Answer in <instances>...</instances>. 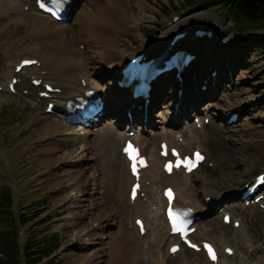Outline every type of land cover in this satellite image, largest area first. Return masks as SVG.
<instances>
[{
    "label": "rangeland",
    "instance_id": "374dc122",
    "mask_svg": "<svg viewBox=\"0 0 264 264\" xmlns=\"http://www.w3.org/2000/svg\"><path fill=\"white\" fill-rule=\"evenodd\" d=\"M135 1L122 0V4L126 7L130 5L131 10L136 13L138 7ZM146 1L149 5H146L145 14L149 17V21H137L134 24L135 27L130 28L129 32L122 33L117 50L130 54L131 50L143 49L161 37L168 20L173 15L180 16L199 11H201L200 16L192 22L194 25L207 27L213 23L211 21H214L218 24L217 31L222 32L219 36L223 38L224 34L232 33L236 36L235 39H239L234 47L223 48L222 54L214 59L217 64L220 63V57L224 60L220 73L222 84L219 86L224 89L218 88L217 94L212 96L211 87L206 86L203 90L205 98L198 103L197 109L189 105L186 106V110L190 116L195 114L201 116L205 114V108L210 103L217 104L216 110L219 112L229 105L246 103V106L242 110H234L238 111L239 115L231 123H225L226 116H215L214 124L229 125L218 134V142L221 146L214 147L209 143L207 153L200 145L206 154V162L186 180L194 188L193 191L190 190L191 195L201 200L202 195L199 189L201 178L206 171H213L209 176L211 183L216 180L221 183L222 191L229 192V195L225 192L218 196V199L222 198L220 207L224 206V210L230 212L232 218L241 219L243 235L248 238L252 246L258 247L252 252L248 251L240 241L241 233L237 232L231 224L222 223L221 213L216 205L214 209L199 215L196 225L206 234L205 237L223 239L237 248L236 254L233 257H227L224 264H264V209L246 206L239 200L243 181L260 170L264 171V54L258 48L261 45L260 41L264 38V30L252 31L241 36L219 7H202L197 3L189 5L186 0ZM86 5L88 6L87 0H78L69 21L53 22L49 25L55 29L45 32L33 27L32 17L21 9L18 0H0V81L9 78L12 73V64L19 58L23 56L40 58L41 54L50 58L52 47H71L75 57L81 60L88 43L85 44V41L77 36L76 31L79 26H76V19ZM133 21L134 19L132 24ZM189 30L191 31L192 28ZM227 50L231 52L229 56ZM206 52V50L198 51V62L206 61L204 59ZM238 56L239 61H237ZM228 59L232 65V71L226 75L228 69L225 65ZM96 60V55L89 52L87 61L92 62L88 63L91 66L88 70H93V67L98 65ZM100 66L98 65L99 69H101ZM110 78L111 76L105 75L99 79V82L107 85ZM200 84L197 86L200 87ZM233 85L238 88H234ZM38 103L30 95H13L6 90L0 91V115L7 110L11 114L13 112L18 114L9 125L0 126V188L3 185L11 187L12 183H16V188H13L15 201L19 203L18 208L21 207L24 212L31 210L30 207L33 205V208H37L31 198L35 196L33 200L39 197L45 198L42 207H38V210H42L38 219L46 221L41 225L42 227L58 233L61 245L55 259L60 260L61 264H113L116 258L110 253L111 248L114 251L112 246L115 237L121 228L130 232L134 215L128 217L129 215L121 214L119 211L111 214L120 207L118 203L109 206L111 202L107 191V181L105 177H102L106 173L99 163L96 151L87 148L88 150L81 156L80 146L75 147L74 143H63L59 140L51 142L50 137L53 139L55 137L49 136L60 128L72 130L74 128L81 134L83 131L85 134L88 131L86 138L92 140L94 134L108 123L110 124L112 117H101L100 122L94 127L85 129L74 126L63 127L58 123L62 120L52 115H45L44 120L39 119L44 102L41 103V109H37ZM116 104L118 108V103ZM123 109L121 107L120 111L122 112ZM176 116L178 121L175 120ZM136 117L139 118L140 115L136 114ZM184 118L183 113L175 114L172 102H162L160 106L150 108L146 112L147 123L144 134L150 137L159 132L158 135L161 137V132H168L170 126H172L170 129L180 132L191 123L189 118L187 120ZM50 124H53V128L49 127ZM204 136L207 137L208 132H205ZM153 142L151 147L154 145ZM70 146L74 147V153L69 152ZM80 169L86 170V178L79 177ZM90 173H93L96 178L95 183ZM65 175L67 178L62 179L61 177ZM67 183L71 185L66 188ZM77 188L81 189L78 191V194L82 193L80 197L74 196ZM120 198H122L121 195ZM78 203H84V205L78 206ZM82 208H85V211ZM203 219H209L211 229L205 230L199 224ZM149 237L148 235L141 240L146 241ZM154 252L161 253L163 257L165 246ZM181 257L186 261L188 259L195 263L206 264L202 255L192 251H182ZM143 258L145 263L150 262H147L149 258L147 253Z\"/></svg>",
    "mask_w": 264,
    "mask_h": 264
},
{
    "label": "bare ground",
    "instance_id": "6f19581e",
    "mask_svg": "<svg viewBox=\"0 0 264 264\" xmlns=\"http://www.w3.org/2000/svg\"><path fill=\"white\" fill-rule=\"evenodd\" d=\"M24 1L27 3L29 2L30 9L32 7L35 8L34 0ZM76 2L77 0H70L68 3L70 10H72ZM87 2L88 6L86 5L84 11L81 13V15H78V18L76 19V26H79L76 31L77 36L81 37V40L88 42L87 46L84 48L85 52H83L82 59L79 60L77 57H75L71 51V47H52L53 51L51 49L52 55H50V58H48L46 55L44 56L43 54L40 55V67L37 68L34 65L22 67L20 72L15 74L16 76L20 77V82L16 85L21 84L22 87H27L35 99L39 97L37 90L44 89L42 83L44 81L50 83L54 87L60 88L59 92H51L48 98H44L46 101L44 108L48 101H52L56 107L63 108L65 102L68 99L74 100L76 96L82 95L85 88H94L105 101V115H116V117L110 120V124L108 123L102 129H100L98 133L94 134V138L92 140H88L86 138V134L89 133L88 131H86V134L84 133L77 135L74 131L68 128L57 129L53 135L45 134L46 136H54L63 143H74L76 145L75 147L80 146L81 149L79 152H81V156H83V153L88 150L87 148H91L96 151L95 154H97L99 157V163L102 166L104 173H106L104 174L105 176L102 177H105V180L107 181V191L109 193V200L111 202L108 204L109 206L111 204L113 206L114 203H118V207H120L119 210L115 209V211H113L111 214H115L116 211H119L121 214L125 215L136 214V217H141L144 220L146 228L145 233H147L144 237L148 235L150 236L146 239V241L141 240L143 235L138 232V227L136 225L135 234L129 233V231L127 232L122 228L119 229L112 246L114 251L111 248L110 253L111 255L114 254V258H116L113 264H150V262L151 264H200L195 263L192 260L189 261L188 259L187 261L183 260L181 257L182 251L176 252L174 257L169 254L168 247L171 243L176 242L177 236L171 235L168 232L169 228L164 217L165 200L162 196V190H160L159 195V192L156 189L159 185H172L175 190V204L180 206H191L195 211V214L198 215H203L204 212L214 209L216 203L222 199H218V196L228 192V190L222 191V188H220L221 183L219 182V184L216 180H213L211 183V178H209V176L213 173V171H206L204 176L201 178L199 187L202 199L198 200V197L196 198V196H192L190 190L193 191L194 188L192 187L191 183L186 180V178L192 177L194 171L191 174H185L181 170H174L171 174H166L162 169L163 157L159 155V142L164 140L169 145H172L176 142L174 137L178 138L179 136H182L184 140L183 143H180V150L182 153H190L192 148L200 147V145L208 153L209 151L207 147L209 143L214 147L221 146V144L218 142V134L219 132L223 131L225 127L229 126L226 124L222 126L214 124L213 119L215 116H223V113L216 110L218 107L217 104L210 103L205 108V114L202 117H199V119H201V124L199 127L196 126V122H192L190 125L182 128L180 132H175L174 136H169L170 134L168 129V133L167 131L161 132V137L158 135L159 132L147 137L144 135L143 129L138 127V125L140 124L141 126V123L143 122L142 119L140 121L141 117H136V114L138 115L137 103H134V105L131 106L132 100L130 96L126 93L119 92V90L115 88L114 82L109 85L110 81H107V85H102L99 82V79L103 78L105 75L111 76L113 80L119 78V68L124 64L126 55L131 56L135 53H139V51H146L147 53H161L164 51V47L166 48L164 44L168 42L170 38H172L175 32L190 28H203V26L194 25V23H192L196 17L200 16L201 11L186 13L178 16L176 19H169L168 24L165 26L159 39H156L149 46H146L143 49L131 50L130 54H128L117 50L120 35L122 33L129 32L130 28L135 27L134 24H136L137 21H149V17L145 14L146 5H149V2L146 0H136L135 3L138 7V11L136 13L131 10L130 5L127 7L124 6L122 4V0H87ZM34 14L35 15H33L32 20L34 22L33 27L35 29L45 32L55 29L49 25L52 23V21L47 15L38 11H35ZM133 19L134 21L132 24L131 22ZM211 22L213 23H210V26H207L206 28L213 31V36L211 38H203L201 42H194L192 45V47L196 49L197 54L198 51H207L204 57L206 61L202 62V60H200V63V61L198 62V59L196 58L193 64L190 65L192 67H188L183 71L181 80L178 81L176 79H170L171 82L168 86H166L168 81H165L164 84L162 83L164 80L156 81L148 99V103L146 104L145 112H148L150 108L160 106L162 102L171 103L177 101L176 115L180 113L189 115L186 110V104L197 109L198 103H200L205 98L202 88L197 86L200 82H205L207 86H210L212 83L215 84L213 90L211 91L212 96L217 94L218 88H221L222 90L224 89L223 87H219L222 84V77L220 73L212 76L211 74H205V69L207 66L211 67L217 65L214 59L222 54L221 51L223 48L226 49L229 46L234 47L235 44L238 43L239 39H235L236 36H234L232 33H226L222 38V36H219L222 34V32L217 31L218 24L214 21ZM186 44H189V42L184 41V39H178L173 47L177 45L187 46ZM49 47L50 45L48 48ZM229 50H227L228 56L231 53ZM89 52H92L96 55V63L98 61V65H101V69H99L98 65H96L93 67V70H88L91 67L88 63L92 62L87 61ZM239 60L240 57L238 56L237 61ZM40 69H45L44 73H41V71H39ZM30 73L35 74V76L29 77ZM189 73L190 76H188ZM202 73L203 75H201ZM33 78H42L40 85L34 86L31 82ZM82 79L85 81L84 85L82 84ZM204 79H206V81H204ZM8 81L3 83L6 85V87ZM176 87L181 89L179 95L176 94ZM233 87L238 88L236 85H233ZM42 99L43 98L39 97V103L36 104L37 109H41ZM123 99L126 101V104H123L121 101ZM226 102L229 103V101ZM116 103H118V108L116 107ZM245 104L233 106L229 105L226 106L223 111L229 109L232 111L238 109L242 110L245 108ZM121 107L124 108L122 112L126 109L132 112L131 119H128L127 117L125 118L123 113L120 111ZM141 109L143 108L141 107ZM210 114V123L204 124V117ZM45 115L50 116L42 110L41 115L38 118L44 120ZM58 123L63 127H70V125L64 121ZM212 123L213 125L210 126ZM127 126L136 127L137 130L132 134V136L126 134V131L128 130V128H126ZM49 127L53 128V124H50ZM205 129L208 130L205 131ZM205 132H208L207 137L204 136ZM126 137L132 138L135 142H137L140 145L143 153H148L149 157H147L149 159V165L152 164V166L149 168H145L141 171L142 185L140 192H145L144 196H146V198L144 200L140 197V192L134 201H131L128 196L130 183L133 181V177L128 171V161L120 152L119 148V145L122 144ZM154 140L158 143L155 142V145L151 147ZM206 141L207 143H205ZM73 149L74 147L70 146L69 152L74 153ZM199 167L200 165H198L197 168ZM90 175L93 182L95 183L96 178L94 177L93 173H90ZM80 176L86 178L85 169L79 170V177ZM61 178L65 179L67 177L65 175ZM247 179H245L243 183L246 182ZM145 180L149 181L148 185H145ZM70 185L71 184L67 183L65 186L67 188L70 187ZM154 189L155 192L158 193L157 196L154 194ZM80 190V188H77V192L75 191V196L78 197V191ZM227 194L229 195V192L226 193V195ZM120 195L122 198H120ZM205 195H212L213 200L210 203H205L203 200ZM82 205H84V203H78V206ZM152 205H154V207H152ZM148 206L151 208L147 209ZM82 210L85 211V208H82ZM208 220L209 219H203L199 222V224L205 228V230L212 228ZM235 230L241 233V235L244 234L242 224H240L239 228ZM192 234L193 238L197 241L206 239L204 238L206 234L201 230L196 229V231H194ZM240 239L244 241V244H246L247 248L252 247L249 242H245L244 236H240ZM210 240L214 243L215 247L217 245L223 249V247L226 245L221 239H216L213 237ZM164 246H166V250L163 257L160 255L161 253L154 252V250H157V248L162 249ZM144 247H146V253L149 257L147 262L150 261L149 263H145V260L140 256V253L144 251ZM184 249L186 251H190V249ZM198 254L204 257L206 264H224V260L227 258V255L224 254L223 250L219 252L216 263L209 261L202 251H200Z\"/></svg>",
    "mask_w": 264,
    "mask_h": 264
},
{
    "label": "trees",
    "instance_id": "16d2710c",
    "mask_svg": "<svg viewBox=\"0 0 264 264\" xmlns=\"http://www.w3.org/2000/svg\"><path fill=\"white\" fill-rule=\"evenodd\" d=\"M189 5L199 3L202 7L222 9L238 33L247 34L254 30H264V0H186ZM261 51L264 53V38ZM40 212L27 215L14 209L10 189L0 188V264H37L43 257L54 252L60 244L57 233L47 228L31 225L20 243L17 225H26ZM46 264H60L49 261Z\"/></svg>",
    "mask_w": 264,
    "mask_h": 264
},
{
    "label": "snow or ice",
    "instance_id": "6c2138e0",
    "mask_svg": "<svg viewBox=\"0 0 264 264\" xmlns=\"http://www.w3.org/2000/svg\"><path fill=\"white\" fill-rule=\"evenodd\" d=\"M38 3H40V6L41 7H45L44 3L41 2V0H38ZM25 63H28V61H25ZM125 151L129 154V157L130 159H132L134 162H133V165H132V168H133V172L135 173L136 172V156H137V153H136V150L132 147L131 144H129L126 148H125ZM173 155H178L177 153H175V151L173 152ZM195 158H196V161L202 159V157L200 156V154L197 152L194 154ZM141 165L143 164V161L141 160L140 161ZM181 164H184L185 167H187L189 170H191L192 167H195V161L189 159V158H184V160H177L176 161V164L175 166L179 167ZM173 166V164L171 162H169V164H167L165 167L168 169V170H171V167ZM258 182H264V176L262 177H259L258 178ZM133 193H135V188L133 189ZM167 195H169V198L171 199V191L169 190L167 193ZM169 216L173 222V226H174V230L175 231H180V228L177 227V223H178V220H179V217L173 213L172 209L170 208L169 209ZM193 247H195L193 245ZM205 247L208 249L209 251V255L211 256V258L215 259V255L213 253V250L211 248L210 245H205Z\"/></svg>",
    "mask_w": 264,
    "mask_h": 264
}]
</instances>
